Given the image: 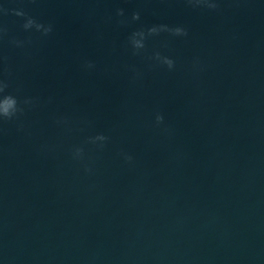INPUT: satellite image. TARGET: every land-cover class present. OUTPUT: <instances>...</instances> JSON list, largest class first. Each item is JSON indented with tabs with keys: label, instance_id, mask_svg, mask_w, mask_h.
<instances>
[{
	"label": "clouds",
	"instance_id": "obj_1",
	"mask_svg": "<svg viewBox=\"0 0 264 264\" xmlns=\"http://www.w3.org/2000/svg\"><path fill=\"white\" fill-rule=\"evenodd\" d=\"M190 3H195V4H204L206 5L209 9H217L218 4L217 3H209L208 0H189ZM0 11L6 12V9L0 8ZM18 16H23L25 15L21 11H17L15 13ZM124 12L123 9H118L117 10V15L118 16H123ZM133 20H138L139 19V13H133L132 15ZM35 26L37 30L41 29L43 26L39 23H36L32 18H28L27 22L24 24V28H30L32 26ZM165 30V31H172L173 34L175 35H186L187 33L181 29V28H175V29H168L167 26H153L152 28L148 29V34H156L158 31ZM45 33L51 31V28H45L44 29ZM136 37H139L137 39ZM145 38V32L143 30L134 32L131 38V42L133 46L137 49L143 48V40ZM157 58H159V54H157ZM163 62L171 69L174 66V62L171 59L164 58ZM91 66V65H89ZM7 88V84H2L0 83V118L5 119V120H11L14 117L17 116L18 113L22 112L23 109L19 107L18 100L15 96L11 94H5V89ZM27 103V101H25ZM156 123L157 125L163 124L164 122V117L161 114L156 115ZM107 138L103 135H98L97 137L94 138V140H99V141H104ZM82 153L81 149L76 150V155L79 156ZM125 159L128 162L132 161V157L130 155H125Z\"/></svg>",
	"mask_w": 264,
	"mask_h": 264
}]
</instances>
